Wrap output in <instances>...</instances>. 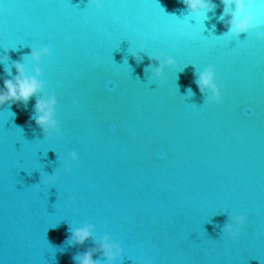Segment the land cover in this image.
Here are the masks:
<instances>
[{"label": "water", "instance_id": "obj_1", "mask_svg": "<svg viewBox=\"0 0 264 264\" xmlns=\"http://www.w3.org/2000/svg\"><path fill=\"white\" fill-rule=\"evenodd\" d=\"M213 3L197 21L181 0H0V86L13 61L50 49L42 90L0 105V264H77L105 235L122 248L111 264H264V6L258 28L231 36ZM159 53L176 64L158 78ZM207 65L218 104L196 84ZM52 94L61 134L45 138L34 104ZM83 224L91 237L71 242Z\"/></svg>", "mask_w": 264, "mask_h": 264}, {"label": "clouds", "instance_id": "obj_2", "mask_svg": "<svg viewBox=\"0 0 264 264\" xmlns=\"http://www.w3.org/2000/svg\"><path fill=\"white\" fill-rule=\"evenodd\" d=\"M185 6V10L189 18L197 21L207 19V14L212 11L216 5L213 0H181ZM88 3L101 8L105 0H88ZM224 5L223 16L228 17L225 21L228 29L227 35L237 36L240 33L247 32L252 28H258L259 23H254V18L258 21L259 13L258 6H264V0H221ZM256 38L264 40V30L256 31ZM145 43L140 42L138 51L135 52L134 59L139 60L140 53L145 50ZM7 52V49H5ZM50 49L47 46H38L32 48L29 53L24 56L25 63L20 61H13L11 67H5L6 73H11L12 68H15V75L12 78H5L0 86V105L9 104V102L27 103L29 99L35 96L43 88V81L38 77L41 74L39 65L41 58L47 56ZM162 57V58H161ZM150 60L149 68L151 73L156 77H161L163 69L166 66H174L176 60L171 56H165L163 53L158 55H149ZM9 57L8 55H0V64H6ZM154 61L155 63H151ZM26 64L31 67V74H29ZM196 84L202 94H206L205 101L212 104H218L221 101V91L216 83L215 69L212 65L204 66L197 72ZM191 94V90H188ZM56 94L49 95L47 98H38L34 104L35 115L33 117L37 126L43 131L45 138H51L53 135L59 136L61 129L56 118ZM77 153L70 151L67 158L64 160V171L70 172L71 167L69 161H76ZM43 175V174H41ZM44 179L48 183H54L57 179L55 172L51 175H44ZM72 199L71 196L68 197ZM246 214L237 213L230 216L229 222L223 227L224 235L230 238H236L240 227L246 221ZM92 225L83 224L78 228L72 229L70 237L71 242L76 244H83L91 237ZM99 251L106 257L108 264H111L116 257L121 255L122 248L118 242H113L109 236H103L96 244V247L86 250L78 254L75 259L77 264H98L93 259L94 252ZM143 264H151V261H144Z\"/></svg>", "mask_w": 264, "mask_h": 264}]
</instances>
